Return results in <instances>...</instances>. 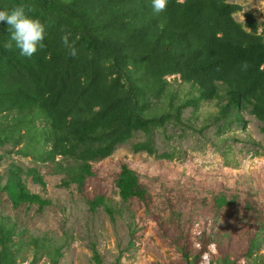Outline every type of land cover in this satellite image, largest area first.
Instances as JSON below:
<instances>
[{
	"label": "trees",
	"instance_id": "16d2710c",
	"mask_svg": "<svg viewBox=\"0 0 264 264\" xmlns=\"http://www.w3.org/2000/svg\"><path fill=\"white\" fill-rule=\"evenodd\" d=\"M20 2L0 0V10ZM24 2L34 7L47 30L45 47L25 58L14 44L7 46V25L0 22V150L11 145L33 162L28 170L13 167L5 186L0 184L15 208L50 205L28 188L23 174L45 189L43 167L62 175L63 187L82 188L94 175L92 163L111 157L137 133L146 141L133 151L155 156L154 133L183 125L184 112H197L204 102H216L218 108L206 128L246 129L248 113L264 135V36L252 13L245 14L244 23L235 19L243 12L240 5L168 0L166 11L154 15L150 0ZM63 31L72 33L77 56L61 47ZM170 77L197 93L177 101ZM166 99V107L157 112L155 104ZM116 187L124 203L147 195L139 174L128 166L122 167ZM228 199L224 193L217 196V209L235 204ZM88 204L92 211L102 206L114 219L116 211L104 196ZM10 231L0 224V264H16L8 247ZM256 249L251 246L250 254ZM97 263L102 264L98 257Z\"/></svg>",
	"mask_w": 264,
	"mask_h": 264
},
{
	"label": "rangeland",
	"instance_id": "374dc122",
	"mask_svg": "<svg viewBox=\"0 0 264 264\" xmlns=\"http://www.w3.org/2000/svg\"><path fill=\"white\" fill-rule=\"evenodd\" d=\"M240 5L239 23L252 13L264 36L263 0H228ZM170 92L185 100L190 91L179 78L170 77ZM167 99L155 104L165 108ZM216 102H204L184 112V124L154 133L156 155L135 153L133 146L146 141L137 133L114 154L92 163L94 175L84 187H63V176L40 168L46 188L22 179L49 206H13L0 192V224L11 230L8 247L16 264H264V135L262 125L245 114L246 129L206 128ZM18 148L0 150V184L5 186L13 167L28 170L31 159L17 155ZM123 166L139 174L145 200L124 203L116 187ZM221 193L233 206L217 209ZM104 196L116 211L114 219L102 206L88 204ZM0 235V259L3 251ZM257 249L250 254V247ZM209 256V262L204 256ZM189 257V260H187ZM5 264V263H3Z\"/></svg>",
	"mask_w": 264,
	"mask_h": 264
},
{
	"label": "clouds",
	"instance_id": "9594fccd",
	"mask_svg": "<svg viewBox=\"0 0 264 264\" xmlns=\"http://www.w3.org/2000/svg\"><path fill=\"white\" fill-rule=\"evenodd\" d=\"M168 0H150V7L154 15H160L166 11ZM0 22L7 25L10 42L8 47L13 44L19 50L20 55L31 58L39 50L45 47L46 25L35 15V9L30 3L21 0L11 8L0 10ZM75 39H79L77 36ZM61 47L67 50L71 57L78 55L72 33L63 31L60 37ZM247 65L242 68L246 69Z\"/></svg>",
	"mask_w": 264,
	"mask_h": 264
},
{
	"label": "built area",
	"instance_id": "2783aa9c",
	"mask_svg": "<svg viewBox=\"0 0 264 264\" xmlns=\"http://www.w3.org/2000/svg\"><path fill=\"white\" fill-rule=\"evenodd\" d=\"M204 261H207V262H209V256L208 255H206V256H204ZM208 264H210V263H208Z\"/></svg>",
	"mask_w": 264,
	"mask_h": 264
}]
</instances>
